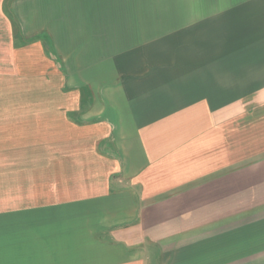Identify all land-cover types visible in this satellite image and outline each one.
<instances>
[{
  "label": "crops",
  "instance_id": "obj_1",
  "mask_svg": "<svg viewBox=\"0 0 264 264\" xmlns=\"http://www.w3.org/2000/svg\"><path fill=\"white\" fill-rule=\"evenodd\" d=\"M0 264H264V0H0Z\"/></svg>",
  "mask_w": 264,
  "mask_h": 264
},
{
  "label": "rangeland",
  "instance_id": "obj_2",
  "mask_svg": "<svg viewBox=\"0 0 264 264\" xmlns=\"http://www.w3.org/2000/svg\"><path fill=\"white\" fill-rule=\"evenodd\" d=\"M150 44H151V46H150V55L151 56H154V57H157V54H158V47H159V43H158V37H152V38H150Z\"/></svg>",
  "mask_w": 264,
  "mask_h": 264
}]
</instances>
